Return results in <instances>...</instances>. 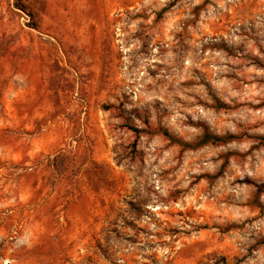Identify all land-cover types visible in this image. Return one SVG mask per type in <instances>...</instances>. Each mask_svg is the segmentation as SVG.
<instances>
[{
  "label": "rangeland",
  "instance_id": "1",
  "mask_svg": "<svg viewBox=\"0 0 264 264\" xmlns=\"http://www.w3.org/2000/svg\"><path fill=\"white\" fill-rule=\"evenodd\" d=\"M0 264H264V0H0Z\"/></svg>",
  "mask_w": 264,
  "mask_h": 264
},
{
  "label": "trees",
  "instance_id": "2",
  "mask_svg": "<svg viewBox=\"0 0 264 264\" xmlns=\"http://www.w3.org/2000/svg\"><path fill=\"white\" fill-rule=\"evenodd\" d=\"M137 132L138 130H134ZM165 137L171 138V136L168 134V132L159 130ZM233 137L232 136H217L208 132H204L203 135L193 144H182L184 147L195 149L197 147H202L208 144L211 145H220L225 144L228 141H230Z\"/></svg>",
  "mask_w": 264,
  "mask_h": 264
}]
</instances>
